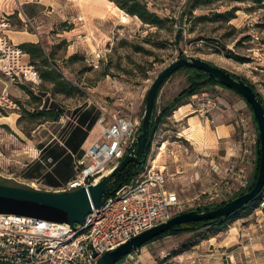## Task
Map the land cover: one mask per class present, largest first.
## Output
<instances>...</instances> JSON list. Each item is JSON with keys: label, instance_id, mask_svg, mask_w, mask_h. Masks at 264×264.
<instances>
[{"label": "rangeland", "instance_id": "obj_1", "mask_svg": "<svg viewBox=\"0 0 264 264\" xmlns=\"http://www.w3.org/2000/svg\"><path fill=\"white\" fill-rule=\"evenodd\" d=\"M42 1V4L35 1L25 4L26 16L16 0H0V17L10 22L8 34L13 41L22 40L17 36L25 34L27 41L24 42L39 43L48 59V65L42 58L33 63L31 55L22 48L26 54L24 61L33 66L32 71L40 78L38 83L26 79L24 73L22 79L12 80L1 71L16 86V92L0 95V183L28 187L25 182H33L43 187L54 179L71 180L85 146L75 153L68 148L67 138L79 124L81 115L86 112L99 116L95 131L94 128L90 131L91 136L100 133L98 123L103 116L109 121L115 115L129 114L143 121L153 82L166 67L184 56L211 61L247 78L264 99V5L252 8L251 2L210 0L193 13L188 12L181 23L187 0H141L163 20L161 25H153L130 13V18L123 20L121 9L127 10L115 0ZM234 8L238 10L231 21L217 16ZM197 16L206 17L200 20ZM181 28L183 38L178 39ZM256 62L261 64L259 70L252 68ZM50 67L59 72L60 82L71 83L68 93L58 91L52 81L42 79L41 72ZM35 72L29 76L37 77ZM188 76L189 72L181 69L167 80L160 93L159 109L188 85ZM219 86L217 89L211 85L196 94L197 98L184 99L182 105L194 100L208 104L209 97L203 94L206 92L221 95L222 109H225L223 98H228L229 94L242 98L234 90ZM53 108L61 113L58 121L39 115ZM175 110L159 127L152 148L157 149L166 142L163 155L170 170H177L174 155L184 165L185 173L173 178L181 197L189 202L187 211L198 209L197 204L192 206L194 199L216 182L225 183L230 170L239 173L244 168L241 179H251L256 161L248 163L245 157L241 121L232 136L214 145L212 153L203 155L202 151L195 150L193 154L194 147L185 138L188 135L182 133L188 123L177 122ZM238 110V120L246 117L254 122L248 105ZM254 148L253 157L257 155L256 143ZM52 151L58 155L57 159L51 157ZM212 160L220 165L218 171L212 169ZM242 188L244 186L235 181L222 198L208 205L229 201ZM260 222L264 226V193L220 224L170 235L160 245L152 244L147 248L153 258L159 257V250L165 248L168 250L166 260L173 262L178 252L193 249L212 238L217 242L219 236L222 238L236 225L249 227L256 223L259 232ZM163 260L165 258H160L158 264Z\"/></svg>", "mask_w": 264, "mask_h": 264}, {"label": "built area", "instance_id": "obj_2", "mask_svg": "<svg viewBox=\"0 0 264 264\" xmlns=\"http://www.w3.org/2000/svg\"><path fill=\"white\" fill-rule=\"evenodd\" d=\"M9 26L7 18L0 17V68L15 80L22 79L24 73L26 79L38 83L37 72L24 61L25 53L8 34ZM32 72L37 77L29 76ZM204 95L209 97L208 104L212 109L223 108L221 95ZM240 121L245 157L249 163L257 159V155H253L258 138L251 130L249 119L242 117ZM98 124L100 133L85 148V153L78 159L75 176L60 191L89 186L119 164L136 144L142 120L134 115L119 114L109 121L103 116ZM166 147L163 142L157 149L152 148L142 170L115 192L106 195L103 205L94 207L82 224L0 213V264H97L98 258L108 250L187 211L189 202L168 187L169 173L160 162ZM242 172H245L244 168L238 174ZM25 184L29 188L42 189L33 182ZM197 198L192 206H208L211 202V197ZM142 248L117 264H149L142 256ZM164 258L167 259L168 254H164ZM169 260L161 264L171 263Z\"/></svg>", "mask_w": 264, "mask_h": 264}, {"label": "water", "instance_id": "obj_3", "mask_svg": "<svg viewBox=\"0 0 264 264\" xmlns=\"http://www.w3.org/2000/svg\"><path fill=\"white\" fill-rule=\"evenodd\" d=\"M195 67L204 70L222 84L241 94L253 108L257 118L261 140V162L253 188L224 204L214 208H198L173 216L167 222L154 226L127 242L108 250L98 258L97 264H117L123 258L142 248L156 236L189 222L206 221L210 224L225 220L244 208L264 191V103L259 92L244 78L215 63L194 56H184L166 67L153 82L148 95L147 106L134 147L107 174L89 186L71 191H50L0 183V213L17 214L72 225L84 223L94 207L103 205L108 193L109 181L121 173L129 164L145 165L149 148L153 142V125L159 111L161 90L167 80L178 70Z\"/></svg>", "mask_w": 264, "mask_h": 264}, {"label": "crops", "instance_id": "obj_4", "mask_svg": "<svg viewBox=\"0 0 264 264\" xmlns=\"http://www.w3.org/2000/svg\"><path fill=\"white\" fill-rule=\"evenodd\" d=\"M32 1H35V3L37 4L43 3L42 0H16V3L18 7L21 6L22 10L26 12L25 4H30ZM25 14L26 16L28 15L27 12ZM24 35L25 34L18 35L17 37L22 38V40H20L19 43H15L20 45V43H24V41H27L25 40L26 38H24ZM24 56H26V54ZM259 65L261 66V64H258L256 62L255 67L252 66V68L255 70H259ZM262 67H264V65H262ZM1 71L6 73L3 68H0V95H5L8 92H16V86L12 83V81H9V79H7ZM8 77L12 78L10 75H8ZM12 80L15 79L12 78ZM215 86L217 87V89L220 88V86L218 87V85ZM209 94L210 97L214 96V94ZM198 96L199 95H194L192 97L193 99H195ZM223 99L225 109H211L209 104L194 100L193 102L180 105L178 109L175 110L174 118L176 119V121H184L188 123L182 133L188 135L185 136V138L189 141L191 146L194 147L193 154H196L194 153V151L196 150L202 151L203 155H209L214 151V147H216L214 145L218 144L220 139L232 136V134L236 130V127L239 126L240 120H238V109L247 106V101L242 100L243 98H236L230 94L228 95V98ZM254 122L253 120L250 121L251 130L253 134L257 133L258 138L259 132L258 129H255L257 125ZM97 136L89 135L83 146H85L86 148L93 142V140ZM163 153L161 154L160 162L166 166L169 173L168 187L172 190L177 191L181 197V194L176 186V180L173 177L177 174L185 173V170H183L184 165L179 162L180 158H176L177 156L175 157L174 155L173 162L177 164V170L174 172L171 171L167 160L164 159L166 155H163ZM211 166L214 171H217L216 168L220 169V165L218 163H215L213 160L211 161ZM253 175L254 169L251 179L243 180L241 179L242 175L235 174L232 171L231 173L228 172V175L225 176V178H228V180L225 181V183L219 184L218 182H216L214 186H211L208 190L204 191V194L202 196L211 197V201L222 198L224 196V193L228 191L229 188L231 189L233 185H235V181H238L240 185L246 188L250 184ZM68 181L69 180L67 179H54L52 183L45 184L42 189L50 191H60L64 188ZM258 227L259 232H257L258 230L256 223L255 225H250L249 227L236 225L232 227L231 230L222 238H220L219 236L216 239L217 242H213L212 239L214 238H212L209 239L208 242H203L193 249L178 252L173 257L174 261L170 264H264V226L260 222L258 223ZM168 237L169 236H166L144 245L141 249L144 260L149 264H158V260H160V258L162 259L163 254H165L168 250H166L165 248L159 250V257H154V259L147 246L152 244L160 245V242L165 241Z\"/></svg>", "mask_w": 264, "mask_h": 264}, {"label": "trees", "instance_id": "obj_5", "mask_svg": "<svg viewBox=\"0 0 264 264\" xmlns=\"http://www.w3.org/2000/svg\"><path fill=\"white\" fill-rule=\"evenodd\" d=\"M115 1L119 2L121 7L123 9H126L128 13H130L132 15L139 16L146 23H150L153 25H161V23L163 21L162 18L158 15V13L151 11L149 9L148 5L146 3H143L141 0H130L127 2H122L120 0H115ZM209 1L210 0H187L185 3V8H184L183 14L181 15V18H180V22L181 23L184 22V19H185L186 14L188 12L193 13V10L199 8L202 5L208 4ZM230 1L231 2H251L254 4L252 6V8L255 5H264V0H230ZM212 2H214V1H212ZM252 8H250V10H252ZM236 10H238V8H234V10H232V11H226L223 13H219V14H217V16L222 17L223 20L231 21L233 18L236 17V13H235ZM205 17L206 16H197L196 18L202 20ZM182 38H183V28H181V30H179V33H178V39H182ZM20 47L23 48L25 50V52H27L31 55V58L33 59V61H32L33 63H36V62H34V60H36L37 58H42L44 63L46 65H48V59H47L46 52L40 46L39 43L24 42V43L20 44ZM182 69H185L189 72L188 85L184 89H182L172 100H170L169 102L164 104L161 107V109H159L157 116L155 118V121H154V125H153V140L155 138L157 131L159 130V127L164 122L165 118L167 116H169L173 110L177 109L180 105H182V101L184 99L191 98L192 96H194L200 92H203L206 88L210 87L211 85H218L219 84V85H222L226 88H229L226 85L222 84L220 81H218L215 77L210 76L207 72H205L202 69L195 68V67H185ZM60 76L61 75L59 74V72L52 67H50L49 70L41 72V77L43 80L52 81L56 85V87H57L56 89L58 91L68 93V91H69L68 89L71 87V83L62 82V81L60 82V80H59ZM238 76H240V75H238ZM240 77H242V76H240ZM242 78H244L248 83L252 84L247 78H245V77H242ZM252 86L257 90V88L254 84H252ZM239 95L242 98H244L241 94H239ZM259 95L261 97L262 102L264 103V99H263L262 94L260 92H259ZM247 103H248V106L250 107V109L252 110L254 120H255V123L257 125V129L259 132L257 118L254 115L253 108L249 102H247ZM44 111H49V112H44ZM32 114H34V113H32ZM39 115H47L48 118L55 120V121H58L61 118V113L56 112V110L54 108L43 110V111L39 112ZM98 119H99L98 115L88 114V113L84 112L80 117L79 124L77 126H75V128H73V130L71 131V133L69 134V136L67 138L68 148L73 150L75 153H79L81 151V149L83 148L85 141L88 139L90 131L95 127ZM152 144H153V142H152ZM152 144L150 145L149 153L152 150ZM51 157H53V159H57L58 155L52 151ZM260 162H261V140H260V135H258L257 160H256L255 168H254L253 178H252L250 184L246 188L242 189L236 195V197L253 188V186L257 180L258 174H259ZM143 167H144V165H136V164L131 163L121 173L112 177L109 181V187H108L107 195L115 192V190L120 185L129 182L133 177H135L142 170ZM263 193H264V191L259 196H261ZM258 197L253 199L251 202L256 200ZM225 202H222V203H219L216 205H208V206H204V207H199V208H201V209L202 208H214V207H218V206L224 204ZM251 202H249L248 204H250ZM242 209H240V210H242ZM232 215H230L229 217H231ZM228 218H226V219H228ZM225 220L217 221V222H214L212 224H210L206 221L183 223V224L177 225L176 227L171 228V229L167 230L166 232L156 236L150 242H153L155 240H158V239L166 237V236L177 235V234H180L183 232L198 231V230L203 229L205 227H210L213 225L220 224V223L224 222ZM165 260H163V261H165Z\"/></svg>", "mask_w": 264, "mask_h": 264}, {"label": "bare ground", "instance_id": "obj_6", "mask_svg": "<svg viewBox=\"0 0 264 264\" xmlns=\"http://www.w3.org/2000/svg\"><path fill=\"white\" fill-rule=\"evenodd\" d=\"M121 12H122V18H123V20H127V19H129L130 18V14L129 13H127L126 11H124V10H122L121 9ZM16 43H19V41L18 42H16ZM97 133V132H96ZM95 133V134H96ZM92 138V137H91Z\"/></svg>", "mask_w": 264, "mask_h": 264}]
</instances>
